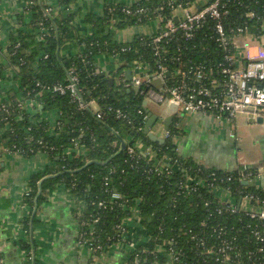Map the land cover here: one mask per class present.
<instances>
[{"label":"trees","instance_id":"obj_1","mask_svg":"<svg viewBox=\"0 0 264 264\" xmlns=\"http://www.w3.org/2000/svg\"><path fill=\"white\" fill-rule=\"evenodd\" d=\"M21 1L32 18L20 22L18 33L11 35L8 56L0 48V57L8 62L7 66L0 63V78L7 68H13L22 95L0 101V129L6 130L0 146L24 157L39 151L49 157L46 167L29 177L24 204L32 210L39 207L58 184L84 201L77 217L78 241L91 245V261L122 240V222L138 207L149 239L131 251L126 264L164 263L159 245L166 246L174 264H264V219L251 216L252 209L264 208V188L243 185V170H220L179 154L174 124L163 143L153 141L145 131L151 112L145 92L153 87L151 81L145 80L139 91L127 92L125 77L120 76V85H112L95 60L98 55L112 56L133 72L139 63H145L149 74L158 73L162 66L164 74L169 73L164 78L167 88L206 86L219 92L225 88L222 68L236 53L235 38L260 30L264 24V0L221 1L227 44L219 40L216 20L211 17L190 37L178 31L154 41L175 7H188L197 0L106 2L101 15L73 9L74 0H57V10L45 0ZM213 1L197 4L201 7ZM77 16L91 25V35L75 33L72 23ZM159 18L157 33L139 35L129 42L116 38L119 30ZM34 31L41 32L42 38ZM72 44L80 49L66 56L64 52ZM198 71L202 80H197ZM72 72L79 77L81 99L53 91L56 84L67 83ZM33 99L42 104L44 112L59 111L54 127L44 118L35 120L37 116L26 105V100ZM81 102L87 106L82 107ZM73 144L84 145L87 154L68 155ZM146 147L156 155L150 156ZM165 158L169 173L162 163ZM249 171L252 174L247 180L251 182L257 169L245 172ZM220 187L230 191L236 202L249 194L251 210L222 201L214 192ZM115 192L118 198L113 197ZM27 220L23 221L26 230ZM23 248L29 249L24 243Z\"/></svg>","mask_w":264,"mask_h":264},{"label":"crops","instance_id":"obj_2","mask_svg":"<svg viewBox=\"0 0 264 264\" xmlns=\"http://www.w3.org/2000/svg\"><path fill=\"white\" fill-rule=\"evenodd\" d=\"M47 4L57 10V0H45ZM137 0H74L72 7L81 12L103 14L106 2L132 4ZM32 13L25 10V2L21 0L0 1V48L4 56H8L7 49L11 43V35L17 34L20 22H30ZM20 18V20H19ZM160 19L133 25L116 33L117 40L129 42L139 35L157 33ZM75 33L91 35L92 27L87 24L83 16L75 17L72 23ZM41 39V32L34 31ZM235 52L241 64L247 59H264V24L261 29H254L235 38ZM80 46L72 44L64 52L66 56H73ZM96 66L108 78L112 85H120V76L126 79L125 90H134L131 83L135 72L123 68V64L115 57L108 55L96 56ZM0 63L8 65L6 58L0 57ZM127 71H131V80L127 78ZM156 78V74H150ZM165 85V80H164ZM154 88V87H153ZM154 90H156L154 88ZM22 95L21 83L15 77L13 68H7L0 78V101L12 98L20 99ZM145 104L149 106L153 115L157 116L155 124L150 127L155 135L161 137L160 126L166 129V118L171 117L169 129L176 130L175 142L179 154L193 158L196 162L220 170L242 171L264 167V119L253 118L247 113H240L233 119L227 116L194 112L184 113L171 109L167 101L159 102L147 98ZM29 112L38 118H44L54 127L58 121L59 111L44 112L42 104L37 100H26ZM98 110L95 102L91 105ZM149 118V117H148ZM176 123V124H175ZM147 128V127H146ZM168 129V130H169ZM5 128L0 129V137L5 136ZM163 138V137H161ZM165 140V139H164ZM84 145L73 144L67 149V154L86 155ZM48 155L39 151L30 157H24L16 152H9L0 146V251L5 264H126L130 253L136 247L145 245L149 239L145 227L140 222L139 208L134 207L130 217L122 222V240L112 244L103 252L93 257L91 245L78 241L79 211L84 209V201L77 200L69 190L58 184L49 190L47 201L39 207L32 208L24 204L23 193L31 174L43 170L49 163ZM253 183L264 188V178L255 177L248 184ZM243 184V181H242ZM243 184V185H248ZM215 194L224 202L237 207H247L249 204L241 197L236 199L230 191L220 187ZM28 219L27 230L23 221ZM23 243L28 250L23 248ZM159 254L165 256L164 263L174 264L173 257L165 245L157 248Z\"/></svg>","mask_w":264,"mask_h":264},{"label":"built area","instance_id":"obj_3","mask_svg":"<svg viewBox=\"0 0 264 264\" xmlns=\"http://www.w3.org/2000/svg\"><path fill=\"white\" fill-rule=\"evenodd\" d=\"M222 0H215L205 6H197V3L201 0H197L196 3L188 7H175L173 9L172 16L167 19L165 29L159 33L154 41L160 42L163 38H170L172 35L180 31L185 37L192 36L193 30L205 21L207 17H211L216 20L215 30L219 36V40L223 44H227V37L225 25L222 21L224 12H222ZM200 4V3H199ZM198 4V5H199ZM162 19V18H159ZM239 31H243L239 28ZM237 54H233L228 57V65L222 68V73L225 76V88L219 92L214 93L211 88L206 86H200L198 88H187L186 86H172L167 88L164 85L165 92L161 93L154 88H149L146 94L147 98L163 102H174L179 106V110L184 113L202 112L216 117L227 116L233 119L240 113H247L253 118L264 119V59H247L244 64H241ZM160 71L156 73L155 77L165 78V68L160 66ZM149 66L145 63H139L135 68V74L133 80L128 85L140 86L145 80H150ZM154 75V74H153ZM197 80L203 79L201 71L197 72ZM165 80V79H164ZM79 77L76 73H69V80L65 84H56L53 87V91L58 93L69 92L72 96H80ZM169 97V98H168ZM93 104V102H92ZM91 104V105H92ZM81 106H87L81 102ZM161 137L168 136V131L164 126H160ZM129 151H133V147L129 146ZM145 151V147H141ZM147 152L150 156H155V151L147 148ZM164 164V170L171 172L168 164V160L165 158L162 160ZM246 168L241 173L242 181L247 180L251 176L252 172H245ZM256 177L264 178V167L260 170L257 169ZM192 180L191 177H189ZM195 189V187H193ZM120 195L115 192L114 198H118ZM242 199L249 202L250 196L246 194ZM249 209V205L246 209ZM234 211V208H233ZM252 217H258L264 219V208L251 210ZM264 234V231H263ZM0 264H5L3 257L0 255Z\"/></svg>","mask_w":264,"mask_h":264},{"label":"water","instance_id":"obj_4","mask_svg":"<svg viewBox=\"0 0 264 264\" xmlns=\"http://www.w3.org/2000/svg\"><path fill=\"white\" fill-rule=\"evenodd\" d=\"M197 6H198V8H199V5L197 4ZM127 78H128V80H131V71H127ZM166 77L167 76H169V73L168 72H166V75H165ZM110 82L112 83L113 82V80L112 79H110ZM151 84H152V86L157 90V91H159V92H161V93H164L165 92V89H164V79L163 78H161V77H156V78H153L152 80H151ZM141 89V87L140 86H134V90L135 91H139ZM169 98V97H168ZM169 103V105H170V107H171V109H173L174 111H176V110H179L178 108H179V106H178V104L177 103H174V102H168ZM171 117H167L166 118V129L168 130L169 129V125H170V122H171ZM262 118H260V120H261ZM156 120H157V116L156 115H153L151 112H150V114H149V119H148V121H147V128L145 129V131L148 133V135H149V137L153 140V141H156V142H159V143H163L164 142V138H161V137H158L157 135H155L154 134V132L150 129V127H152L154 124H155V122H156ZM125 147V143L123 142L122 143V148H124ZM93 162H99L100 163V161H93ZM248 180H244L243 181V184H248Z\"/></svg>","mask_w":264,"mask_h":264}]
</instances>
